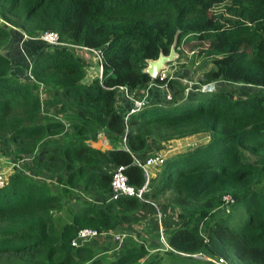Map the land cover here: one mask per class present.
Wrapping results in <instances>:
<instances>
[{
  "label": "trees",
  "instance_id": "obj_1",
  "mask_svg": "<svg viewBox=\"0 0 264 264\" xmlns=\"http://www.w3.org/2000/svg\"><path fill=\"white\" fill-rule=\"evenodd\" d=\"M0 20L8 24L0 23V156L22 161L26 172L12 170L0 187V264H212L193 257L202 255L264 264V94L244 90L230 98L216 85L264 88V0H0ZM9 27L29 38L57 36L58 44H46L32 59L30 82L10 74L1 52ZM176 30L175 50L183 41L203 46L195 56L210 66L199 82H213L212 90L185 96L176 78L151 79L141 71L145 59L168 52ZM93 64L97 75L87 78ZM146 82L175 87L173 103L118 112L119 87L140 100ZM101 134L110 148L89 145ZM196 134L207 141L152 167L157 178L148 172L141 199L104 201L117 165L129 185H143L134 156L149 140ZM42 175L62 183L64 193L79 188L83 199L59 227L53 212L62 208V196ZM224 195L234 200L230 209L239 206L240 222L219 208ZM146 201L165 246L149 251L130 234L108 257L94 252L88 244L94 239L71 246L78 229L114 230L117 216Z\"/></svg>",
  "mask_w": 264,
  "mask_h": 264
},
{
  "label": "rangeland",
  "instance_id": "obj_2",
  "mask_svg": "<svg viewBox=\"0 0 264 264\" xmlns=\"http://www.w3.org/2000/svg\"><path fill=\"white\" fill-rule=\"evenodd\" d=\"M223 10V7L217 6L215 8V13L221 12ZM36 41H40V46L36 50H42L44 46H46V43L43 42L42 40L38 39ZM203 46H200L199 43H197L194 40L191 41H186L182 42L180 47L178 48V51L176 50L178 57L176 60L170 64L167 65V69H165L164 73L166 76H171L175 78L176 76H180L183 81L180 82L185 88L183 93L186 96H190L194 94L195 92H198L203 89L204 85H201L199 80L201 77V73L203 70H205L207 67L210 66V63L203 58V56L197 55V52L200 50V48ZM11 53L14 55L15 51L13 48H11ZM36 52V51H34ZM15 57V56H13ZM91 72V70L88 71V74ZM175 76V77H174ZM223 84V89L227 91L231 96L237 95V93H243L246 92L244 90H247V92H252L255 93V91L262 88H256L254 86H249L245 84H235V83H222L220 82L219 85ZM218 85V86H219ZM175 89V87H174ZM261 94H264V91L260 92ZM126 97L129 96V91L127 90L126 95L123 94ZM230 96V97H231ZM122 97V96H121ZM138 100V99H133V103ZM205 134H196L192 136H188L181 141H173L171 144L172 145H181L182 142L184 144L180 146L183 149L193 147L198 144H202L204 141H207V137L204 138ZM55 138H49L50 141H52ZM55 140L59 141V138H56ZM60 143V141L58 142ZM168 149V148H167ZM177 151V150H175ZM180 152V151H178ZM163 155V153L161 154ZM163 158L164 155H163ZM7 163L5 162V159H3L0 162V171L3 173V176L7 177L8 173H11L12 170H19L24 168L23 167V162L17 163L19 168L14 167L16 162H12L10 160H6ZM25 162V161H24ZM22 165V166H21ZM150 170L152 167H149ZM46 176V174H44ZM42 175V181H46V178ZM151 182L149 181V184ZM46 184L50 187V189L53 192L60 193L62 196V208L58 211L53 212V217L55 221V225L59 227L63 222L68 221L70 218L71 213L73 210H76L78 206L83 203V199L79 194V188H74V189H69L67 190L66 193L62 192L60 189L62 188V183H58L55 181V179H48L46 181ZM229 213L232 216L231 221L232 222H240L242 220V213L239 211V206L236 208L230 209ZM217 214V213H216ZM225 214V213H224ZM222 213L217 214V216H221ZM166 222H172L174 220L173 216L171 213L166 212L165 215ZM231 222V223H232ZM169 227V226H167ZM166 227V229H167ZM114 231L117 232H122L126 234L133 235L135 240H143V242L146 244V247L149 249L154 250L156 246L160 245V237L158 239L159 233L157 235L156 230H155V224L153 220V215L150 211V209H145L144 206H142L139 210L136 212H133L128 215H120L116 217V226ZM165 232V230H163ZM139 239H137L138 237ZM164 237V236H163ZM130 239V237H125L124 240ZM108 242V243H106ZM89 245L94 246L95 253L99 252H106L105 254L107 257L110 256L109 254H117L118 250L116 249L115 245L111 241H106L102 240L100 238H95L94 240H91L88 242ZM114 248V249H113ZM205 259V256H195V258ZM140 264V263H139Z\"/></svg>",
  "mask_w": 264,
  "mask_h": 264
},
{
  "label": "crops",
  "instance_id": "obj_3",
  "mask_svg": "<svg viewBox=\"0 0 264 264\" xmlns=\"http://www.w3.org/2000/svg\"><path fill=\"white\" fill-rule=\"evenodd\" d=\"M8 31H9V39H8L7 43L1 48V52L5 56H7L10 60V63H11L10 74L17 79L30 82L31 81V77L29 75L30 63L36 55H38L41 51L44 50L45 46L43 47V49L41 51L36 50V47L38 49L40 46V41H36V40H38V38H29L27 36H24V34L21 33L20 30L14 28V27H9ZM11 48H13L15 50V51H13L14 55L10 54L12 52ZM34 51H36V52H34ZM13 56H15V57H13ZM92 59L93 58L91 57L90 62L92 61V63H93ZM91 73H92L91 75H89V74L87 75V78H89L90 76L94 77L97 75V70H95L94 64L91 67ZM175 78L180 82L183 81V79L180 76H176ZM87 81H89V79H87ZM219 83L220 82H217L216 85H219ZM222 83H227V82H222ZM219 86L223 87V84L219 85ZM142 88L144 90V93L140 98V100L142 101V106L139 107L137 110H139L140 108H142L145 105H168L170 103H173L172 102L173 97L171 96V92L174 91V88L169 91V89H167V87L164 88L162 85L154 84L152 82L144 83L142 85ZM256 88H259V87H256ZM262 91H264V88L262 89ZM167 92L169 94V98H166ZM136 94L137 93L135 91H129L130 97L125 98V96L119 90L117 93V96H116V100H117L116 101V110L118 112H120L121 114H123L124 116L130 114L129 109L134 108V103L132 100L138 99ZM183 94H185V93H183ZM226 94L229 97L231 96L227 91H226ZM240 96H241V93L240 94L237 93V95L231 96L230 98H238ZM203 137L206 138V136H203ZM58 138H59V141L61 144L62 140H63V136L61 135ZM184 138H186V137H184ZM184 138H180L177 140L176 139L175 140H169V141L161 142V143H157L154 140H149V142H148L146 148L143 150V152L139 155H136V157L139 158L140 160H142V159H144V158H146L152 154H160L161 155L163 153L164 157L167 158L170 154H172L174 152L185 150V149L180 147L184 144V142H182L181 145H172L171 144L173 141H181ZM88 143L90 146L97 148V149H100V150L110 148V146L107 143L105 136L103 134L97 136V138L95 140L89 141ZM175 150H177V151H175ZM163 155H161V156H163ZM136 157L134 156V158H136ZM3 159H5V162L7 163L6 160L8 158L1 157V161ZM17 168H19V167H17ZM21 171H23L26 174V172L23 169H21ZM149 173H150L149 177L151 178V181L156 180L157 174L155 173V171L150 170ZM149 177H148V179H150ZM142 206H144L145 209H150V203H148V202L144 203ZM173 214L175 217L176 211H173ZM172 222H173V220H172ZM160 248H161V246L159 245V246H156L154 248V250H158ZM116 249L120 250L119 247H116Z\"/></svg>",
  "mask_w": 264,
  "mask_h": 264
},
{
  "label": "built area",
  "instance_id": "obj_4",
  "mask_svg": "<svg viewBox=\"0 0 264 264\" xmlns=\"http://www.w3.org/2000/svg\"><path fill=\"white\" fill-rule=\"evenodd\" d=\"M0 23L5 22L0 20ZM8 25V24H6ZM25 36V35H24ZM38 39L42 40L48 45H56L58 44L57 36L56 34L52 32H46L38 37ZM99 59V56L96 55ZM167 69V66L165 67ZM164 70L160 71L158 78H173L171 76H166L164 73ZM100 68L98 69V72L100 73ZM164 88H166L165 84H162ZM122 94L126 95L127 88L125 86L119 87ZM166 98H169L168 92L166 93ZM142 106L141 100H136L134 102V108L129 109V113H132L136 111L139 107ZM0 162H1V156H0ZM134 162L137 166H139L142 169V173L144 175L145 181L143 185L136 189L132 185H129L126 180V176L123 173V166L117 165L111 172V177L109 181V192L105 198L104 201H110L116 199L119 195H131L136 196L137 198L141 199V194L144 190H146V183L148 180V168L149 167H156L159 166L163 162V157L160 154H155L148 156L142 160L139 158H134ZM18 161L14 165V167L17 166ZM7 177L3 176V173L0 171V187H2L6 182ZM234 202L233 198L230 195H224L221 198V204L219 208L223 210L224 213H228L230 209V205H232ZM98 204H102L103 200L100 199L97 201ZM157 218L159 217V212L156 213ZM158 233L160 240L163 242V235H162V228H158ZM129 234L117 232L113 230H107V231H101L97 232L92 228H81L77 230V233L75 237L71 240L70 244L71 246L77 247L82 245V243L89 241L90 239L100 238L102 240L111 241L113 244H115L116 247H119L121 242L123 241L124 237L128 236ZM195 257V256H193ZM205 259L207 262H210L212 264H225L223 260L221 259H215L210 256H205Z\"/></svg>",
  "mask_w": 264,
  "mask_h": 264
},
{
  "label": "water",
  "instance_id": "obj_5",
  "mask_svg": "<svg viewBox=\"0 0 264 264\" xmlns=\"http://www.w3.org/2000/svg\"><path fill=\"white\" fill-rule=\"evenodd\" d=\"M177 33L178 30H176L173 35V39L167 53L159 51L156 58L145 59V66L141 71L146 73L151 79H156L159 76L160 71L164 70L168 64L174 62L178 57V54L175 50ZM213 88L214 83L209 82L203 86V91H209Z\"/></svg>",
  "mask_w": 264,
  "mask_h": 264
},
{
  "label": "clouds",
  "instance_id": "obj_6",
  "mask_svg": "<svg viewBox=\"0 0 264 264\" xmlns=\"http://www.w3.org/2000/svg\"><path fill=\"white\" fill-rule=\"evenodd\" d=\"M211 90H212V89H211ZM201 91H203V89H202ZM162 157H163V156H162ZM146 184H147V183H146ZM146 202H149V201H146ZM149 203H150V202H149ZM113 231H114V230H113ZM124 238H125V237H124ZM123 240H124V239H123ZM160 242L163 243V245L165 246V244H164V243H165V242H164V239H163V242H162L161 240H160ZM114 245H115V244H114ZM120 247H121V246H119V248H120Z\"/></svg>",
  "mask_w": 264,
  "mask_h": 264
}]
</instances>
